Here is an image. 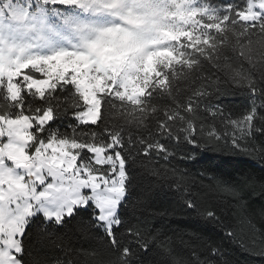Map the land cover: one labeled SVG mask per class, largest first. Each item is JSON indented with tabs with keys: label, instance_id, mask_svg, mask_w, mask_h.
<instances>
[{
	"label": "snow or ice",
	"instance_id": "1",
	"mask_svg": "<svg viewBox=\"0 0 264 264\" xmlns=\"http://www.w3.org/2000/svg\"><path fill=\"white\" fill-rule=\"evenodd\" d=\"M222 85L248 106L234 113L213 103L228 95ZM255 134L264 136V0H0V264H87L81 253H99L52 241L66 258L49 259L28 247L33 225L51 240L52 225L77 217L80 232L103 231L110 257L95 264H158L148 260L153 246L171 257L163 264H193L128 220L137 179L129 164L153 150L167 161L175 153L163 140L191 145L193 161L223 140L264 163ZM212 179L242 199L238 183ZM241 179L264 191V177ZM184 202L207 224L222 223L190 195ZM249 250L264 258V233Z\"/></svg>",
	"mask_w": 264,
	"mask_h": 264
},
{
	"label": "trees",
	"instance_id": "2",
	"mask_svg": "<svg viewBox=\"0 0 264 264\" xmlns=\"http://www.w3.org/2000/svg\"><path fill=\"white\" fill-rule=\"evenodd\" d=\"M212 2L218 5L225 0ZM243 67L248 69L249 66L243 62ZM222 87L228 95L218 101L214 99L213 103L218 102L234 113H239L248 106L246 95L239 89L229 85ZM162 142L175 153L167 161L163 159V154L157 155L153 150L151 157L141 154L135 164H129L137 179L134 195L126 208L128 220L133 224L139 222L148 232H159L167 237L172 255L193 261V264V248L199 253L201 260L211 264H225V261L227 264H264V258L249 250L253 240L259 239V233H264V191L259 183H248L241 179L244 175L264 177V163L260 161L259 155H249L233 148L230 142L225 144L222 140L219 143L213 141L205 149H196L193 161L187 158L191 155V145L177 144L175 140ZM251 143L253 146L264 147V136L255 134ZM149 160L151 163H148ZM152 167L160 169L161 175L154 176ZM173 169H179L185 174V179L179 186L175 183L179 173L173 175ZM213 177L238 183L242 199L234 200L219 190H214ZM142 193V204L137 205L136 198ZM189 195L202 210L215 211L222 223L215 226L207 224L204 219L187 209L184 198ZM246 212L252 216V225L248 223ZM86 215L87 213L81 211V216ZM78 219L79 217L70 220L64 228L52 225L50 230L55 235L51 240L37 238V228L33 225V236L28 242L29 250L41 257L55 259L59 256L65 259L60 248L56 247V244H63L66 247L83 249L87 253L93 250L99 253L97 256L81 253L80 258L87 261V264H95L101 257L109 258L110 253L101 239L103 231L92 235L84 234L77 228ZM228 231L232 232L231 236L227 234ZM52 241H56V244ZM212 246L219 247L223 256L213 255L210 251ZM133 247L136 245L133 244ZM169 259L171 257L163 255L156 246L148 254V260L157 261L158 264Z\"/></svg>",
	"mask_w": 264,
	"mask_h": 264
}]
</instances>
